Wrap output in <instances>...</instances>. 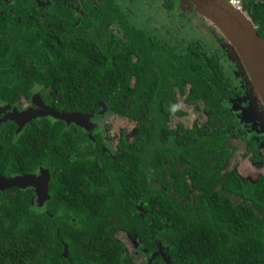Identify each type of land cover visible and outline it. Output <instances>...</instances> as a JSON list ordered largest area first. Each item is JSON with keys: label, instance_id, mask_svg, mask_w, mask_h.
Here are the masks:
<instances>
[{"label": "trees", "instance_id": "obj_1", "mask_svg": "<svg viewBox=\"0 0 264 264\" xmlns=\"http://www.w3.org/2000/svg\"><path fill=\"white\" fill-rule=\"evenodd\" d=\"M58 5L60 17L72 6L91 13L79 29L56 17L47 30L57 49L46 77L55 90L51 105L92 115L106 108L130 133L117 132L110 119L90 128L50 118L32 125L41 134L14 157V168H48L49 197L43 206L17 196L1 208L0 264H139L123 231L149 258L159 246L169 257L157 253L150 264H264V172L250 179L227 167L236 143L247 146L251 163L262 157L229 105L237 91L219 55L167 27L147 35L117 0ZM95 5L101 10L93 14ZM244 7L264 38V0H244ZM110 11L124 22L123 37L110 27ZM63 26L76 36L61 34ZM185 93L202 119L169 130L175 100Z\"/></svg>", "mask_w": 264, "mask_h": 264}, {"label": "flooded vegetation", "instance_id": "obj_2", "mask_svg": "<svg viewBox=\"0 0 264 264\" xmlns=\"http://www.w3.org/2000/svg\"><path fill=\"white\" fill-rule=\"evenodd\" d=\"M58 1L61 2V0H0V212L3 206L14 205L17 202V196H22L23 201H28L29 204L36 202L38 205L43 206H45V201L49 197L48 185L46 194L45 196L42 194L44 197L40 201L37 187L28 184L24 179L13 182V177L35 174L41 169H45L37 165V167L29 170L27 168L30 162L22 163L18 169H15L14 161L17 159H14V157H20L19 153H22L27 146L29 147L31 138L36 140L41 134L33 130L32 125L34 123H39L43 118H50L52 122L62 119L49 114H35L49 107L53 108L51 105L53 102L49 97L51 96L50 93L52 94L55 90L48 83L46 77L51 70V65L53 67L56 63L57 49L51 42L53 33L50 37H47V30L51 27L53 21L57 20L56 17H58L57 23L64 25L72 21L79 29L83 19L88 18L86 14L91 13L90 9L87 11L84 8L85 12H83L72 6L73 12H68L69 15L60 17ZM117 1L120 2L121 9L125 12L126 18L128 17L129 23L141 27L147 35H163V29L167 27L175 36L182 39L183 37L180 35L181 26L190 23L194 24L193 29L200 27L205 32L204 34L213 40V36H224L219 28L215 25V28L210 26L211 22L200 17L201 15L194 10L182 5L179 0H167L165 5H162L164 0H158L157 7H150V14L145 18L144 25L134 21V15H137L134 14V7H132L133 4L129 3L130 0ZM242 5L240 11L250 19L244 7V0H242ZM92 9L93 14L101 10L98 5H95ZM114 13L109 12L110 27L115 30V35L118 38L123 37L125 34L124 22L121 23V20L117 18V12ZM176 18H178L177 21H175ZM181 22L182 25H180ZM89 29H91V25H89ZM60 32L66 36H76L75 31H71L65 26L60 27ZM71 33L72 35H70ZM214 41L218 42L217 40ZM225 42H227L228 52H230L226 37ZM203 43L212 48V44ZM124 46V49H126L128 46L127 40L124 42ZM212 51L215 50L212 48ZM64 53L67 54L68 49H65ZM217 54L219 55V53ZM233 59L237 61L235 58ZM235 63L240 65L238 69L240 80L237 85L232 82L237 94L235 99L230 100V104H228L235 108V114L245 121L244 127L250 130L248 139L250 138L259 145V154L262 157L264 151V105L258 98L248 73L243 72L242 62L237 61ZM179 95L175 101L177 104L181 103L180 97L186 107H178L176 102L174 103V106L178 108L176 111H172L167 120L169 130L175 129L178 122H181L185 128L192 126H185L182 119H179L172 127L169 125V121L175 113L180 117H185L188 115L187 109L191 106L193 108L197 106V104L186 100V93ZM173 102L171 103L173 104ZM111 115L109 110L102 108L89 118V128L91 126H101L105 120L110 119ZM128 122L131 123L130 120ZM44 127L38 126V129ZM122 131L124 130L119 132ZM124 134L126 135V130ZM241 145H236L235 148ZM261 162H264V157H262ZM261 162L251 163V165ZM259 174L261 173L257 175ZM38 187L42 189L41 184ZM123 233L134 239V241L136 240L135 251L141 255H146L148 259L150 254L142 248L141 242L134 235L125 231Z\"/></svg>", "mask_w": 264, "mask_h": 264}, {"label": "water", "instance_id": "obj_3", "mask_svg": "<svg viewBox=\"0 0 264 264\" xmlns=\"http://www.w3.org/2000/svg\"><path fill=\"white\" fill-rule=\"evenodd\" d=\"M179 1L182 5L188 7V9L194 10L197 14L205 17L209 22L213 23L221 30L229 42V56H232L238 62H242L243 72L248 73L258 98L264 105V38L258 34L251 20L248 19L242 11L228 4L226 0ZM35 114H49L57 118H62L66 122L74 121L82 127L89 128V118L92 112L56 111L49 107ZM49 178V170L45 168L35 174L32 173L26 174L25 176L13 177V182L24 179L28 184L37 187L39 200L41 201V198L46 194ZM10 179L12 180V178ZM39 184H41L42 189L38 187ZM42 194H44V196ZM157 253H161L163 259L167 262L169 261V257L163 253L161 246H159V249L150 256L147 264L151 263L152 258H154Z\"/></svg>", "mask_w": 264, "mask_h": 264}, {"label": "rangeland", "instance_id": "obj_4", "mask_svg": "<svg viewBox=\"0 0 264 264\" xmlns=\"http://www.w3.org/2000/svg\"><path fill=\"white\" fill-rule=\"evenodd\" d=\"M158 0H130V4H133L132 7H134L133 11L134 14V21L141 23L144 25L145 23V18L150 14V7H157L158 5ZM178 18H176L175 21H177ZM182 25V22L180 23ZM194 24H185L184 26H181L180 30V35L182 39L185 40H201L202 42H206L208 44H212L213 50H215L217 53H219V57L221 62L223 63L225 69L227 70V73L229 77L231 78L232 82L237 85L239 84V71L238 69L240 68V65L236 64L233 57L229 56L228 52V44L227 42H216L214 40L218 38H209L205 32L200 28L196 27L193 29ZM219 36V35H218ZM180 37V36H179ZM220 37V36H219ZM181 103L176 102L178 107H186V104L183 103L181 98H179ZM188 115L185 117H180L179 115H173L171 117V120L169 121V125L172 127L179 119H182V122L184 123L185 126H191L194 122L199 123L200 120L202 119V111L200 109H195L192 106L187 109ZM91 120V119H90ZM112 123H114V128L117 132L120 130H126V136L129 137L130 133V127H126L125 119H116L112 118L110 119ZM171 127H169L171 129ZM237 144V143H236ZM236 144L234 146H236ZM247 150V146H239L236 148L232 149L227 167L231 168L234 167L238 173L243 176L244 178H250V179H255L258 173H262L264 171V162H261L259 164H254L251 165V163L248 162V160L243 156L244 151ZM263 156L264 157V151H263ZM124 245L125 248L127 249L129 255L132 257L134 261L137 263H142V262H148L149 258L147 259L146 255H141L135 251L137 243L136 240L132 239L131 237H128L124 233L122 234V237L120 238Z\"/></svg>", "mask_w": 264, "mask_h": 264}, {"label": "built area", "instance_id": "obj_5", "mask_svg": "<svg viewBox=\"0 0 264 264\" xmlns=\"http://www.w3.org/2000/svg\"><path fill=\"white\" fill-rule=\"evenodd\" d=\"M228 4L234 7L237 10H242V0H227Z\"/></svg>", "mask_w": 264, "mask_h": 264}]
</instances>
